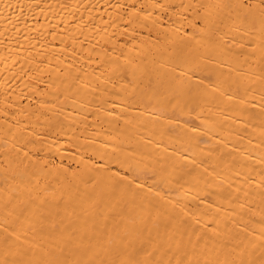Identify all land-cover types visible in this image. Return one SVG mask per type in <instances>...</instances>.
<instances>
[{
    "label": "bare ground",
    "instance_id": "obj_1",
    "mask_svg": "<svg viewBox=\"0 0 264 264\" xmlns=\"http://www.w3.org/2000/svg\"><path fill=\"white\" fill-rule=\"evenodd\" d=\"M0 264H264V0H0Z\"/></svg>",
    "mask_w": 264,
    "mask_h": 264
}]
</instances>
